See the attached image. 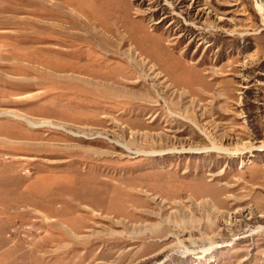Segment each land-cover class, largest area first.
I'll return each mask as SVG.
<instances>
[{"label": "rangeland", "instance_id": "1", "mask_svg": "<svg viewBox=\"0 0 264 264\" xmlns=\"http://www.w3.org/2000/svg\"><path fill=\"white\" fill-rule=\"evenodd\" d=\"M263 145L256 0H0V264H264Z\"/></svg>", "mask_w": 264, "mask_h": 264}, {"label": "bare ground", "instance_id": "2", "mask_svg": "<svg viewBox=\"0 0 264 264\" xmlns=\"http://www.w3.org/2000/svg\"><path fill=\"white\" fill-rule=\"evenodd\" d=\"M256 2H257V5H258V8H259V11H260V13H261V16H262V18H263V23H264V0H256ZM135 72H137V70H135ZM133 73V75L135 74L136 75V73ZM138 73V72H137ZM133 77H135V76H133ZM129 78V79H134V78ZM97 81V80H96ZM95 81V82H96ZM99 81V80H98ZM132 83H134L133 81H131ZM136 82H137V80H136ZM155 82V81H154ZM91 83V82H90ZM93 83V82H92ZM94 84V83H93ZM100 84H102V82H100ZM154 88H156L157 90H158V88L154 85ZM115 90H119V91H121L119 88H114ZM140 92H138V93H142V94H144V95H153V91L152 90H149V88L147 87V85L144 83L143 84V87L141 88V90H139ZM160 92V91H159ZM125 93L127 94V93H135V94H137V91H134V92H132L131 90H126L125 91ZM162 93V92H161ZM161 93H159L160 95H161ZM155 94V93H154ZM151 98L153 97V96H150ZM183 97V96H182ZM163 98V97H162ZM153 99H155V98H153ZM117 103H128V104H130V105H132L133 107H136V106H142V105H148V106H155V105H151V103H148V102H145V101H139V100H137V99H121V98H119V99H116L115 100ZM152 102H155V101H153L152 100ZM215 149H217L219 152H228L230 149H225V148H219V147H217L216 145L215 146H213ZM263 147H264V145H263ZM238 151V150H237ZM131 191V190H130ZM136 191V192H135ZM144 192V193H148L149 192V190H144V188L143 189H136V190H134L133 192H135L137 195H140L139 193L140 192ZM133 195V194H132ZM154 196V194L153 193H149L147 196H145V198H146V200H145V202L146 203H148L149 204V202H150V199H152L153 200V198H150V197H153ZM128 202V201H127ZM123 203H126V202H123ZM144 203V202H143ZM129 206V205H128ZM130 207V206H129ZM133 208V207H132ZM127 210V209H126ZM134 210L133 209H130L129 211H128V213L129 212H133ZM125 212H127V211H125ZM115 213L117 214V216L116 217H118L119 215H118V212L117 211H115ZM119 214H121V212L119 213ZM129 215H130V213H129ZM127 217V216H126ZM128 219L130 218L129 216L127 217ZM133 219V218H132ZM129 220H131V219H129ZM152 228V226L149 228V230ZM153 228H155V227H153ZM261 229V228H260ZM152 232H154L153 230L152 231H150V233H152ZM180 241V240H179ZM181 242V241H180ZM181 245L184 247V250H183V252L184 253H192V252H195V251H193V250H191L190 248H188V247H186L185 245H184V243H182L181 242ZM181 246V247H182Z\"/></svg>", "mask_w": 264, "mask_h": 264}]
</instances>
